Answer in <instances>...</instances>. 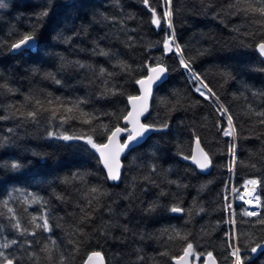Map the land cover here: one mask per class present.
Returning <instances> with one entry per match:
<instances>
[{"label":"trees","instance_id":"1","mask_svg":"<svg viewBox=\"0 0 264 264\" xmlns=\"http://www.w3.org/2000/svg\"><path fill=\"white\" fill-rule=\"evenodd\" d=\"M236 3L172 0V24L185 59L233 117L234 185L240 187L248 177L259 182L262 206L257 217L244 216L246 206L235 204V232L240 245L250 249L264 240V225L256 223L264 218V125L249 112V105L264 111V61L255 47L264 40V28L256 23L258 16L230 7ZM149 4L162 15L164 0ZM44 11L46 16L38 15ZM33 30L36 50L13 53L10 44ZM170 32L163 19L159 26L151 23L150 8L142 0H0V85H7L0 88V117H6L0 119V137L8 138L0 144V244L17 241L0 251L14 256L16 264H34L30 253L39 256V264H56L61 253L68 264H83L91 251L102 252L107 264H174L171 256L181 254L187 241L175 237L173 229L188 235L202 254L201 263L211 251L219 264H231L226 259L233 232L226 191L232 181L233 141L220 130L227 127V118L214 101L195 91L196 82L175 52L165 53L163 41ZM120 61L130 70L122 71ZM157 62L167 66L169 78L157 88L144 120L155 127L123 158L120 180L111 181L85 140L58 136H92L97 144L105 143L107 134L100 125L124 127L119 117L129 110L128 96L139 93L135 80L147 75L144 65ZM101 68L113 75L100 76ZM104 80L123 95H102ZM37 99L49 110L35 121L16 114V109L34 110ZM78 101H84L78 110L64 112ZM55 109L59 111L53 116ZM81 112L98 119L84 123L87 117ZM49 132L57 135L50 137ZM197 137L212 162L208 173L180 159L191 155ZM13 163L21 167L13 169ZM93 187L102 194L88 205ZM32 196L39 202L32 203ZM4 201L28 233L12 227L15 219ZM174 206L185 211L174 213ZM85 213L88 218L82 220ZM43 215L50 232L35 228ZM71 240L79 243L78 252ZM51 241L56 246L50 261L42 249L51 247ZM164 252L169 255H160ZM242 255L245 264H264V249Z\"/></svg>","mask_w":264,"mask_h":264},{"label":"snow or ice","instance_id":"2","mask_svg":"<svg viewBox=\"0 0 264 264\" xmlns=\"http://www.w3.org/2000/svg\"><path fill=\"white\" fill-rule=\"evenodd\" d=\"M143 4L146 7L150 8L151 11V23L159 26L161 24V20L163 19L166 23L169 29H172V17H173V11H172V0H164L165 9L161 14H158L155 8H152L149 4V0H142ZM230 7L235 8L238 12H243L244 15H253L258 16L259 19L256 20V23L261 25L262 28H264V0H237L236 4L230 5ZM39 16H46L47 11L41 12L38 14ZM36 35L35 30L30 33H24L20 35V38L17 39L15 42L10 44V49L13 51H21L25 49H29L34 47L36 42ZM163 47L164 51L167 52H175V54L179 58L180 66H182L184 69H186L190 74V78L193 82H199V86L195 88V91L199 93L202 97L205 99L211 101L217 102V111L220 113L222 117L227 118V128H221L220 130L223 131V134L225 136H236V128L233 123V117L228 112V109L225 108L222 104H219V97L216 96V93L213 92V90L204 82L203 78L200 76V74L195 73L191 67V60H186L184 57V50L179 45V43L175 40V33L172 31L163 41ZM258 48L259 52L264 55V40H261L256 46ZM101 55H109L108 52H104L103 50L100 51ZM76 65L80 68L88 67L85 64H81L79 62H75ZM119 67L122 71H129L130 66L126 63L120 61L118 62ZM144 67L147 70V75L144 76L141 79L135 80V84L139 85L141 95L139 96H128V103L131 105V110L126 111V114H123L119 117L124 123V127H121L119 124H117L114 128H109L108 125L101 124L100 127H102L106 134H107V142L103 144H97L92 136H75V135H66V134H59L58 138L64 140V141H71V140H85V142L91 146L92 149H94L96 152L100 154V158L104 163L105 168L107 169V179L111 180H118L120 178V155L124 153L126 150H131L135 145L140 143V141L144 138L145 134L149 131L153 130L155 127L154 125L141 123L140 117L144 115L145 112L148 111V104L147 101L151 95V88L152 85L161 80V78L166 74L168 69L157 62L155 66L151 64H146ZM100 76H107L111 77L113 73H109L106 69L101 68L99 70ZM51 75V74H49ZM56 83H60L59 80L55 81ZM105 89L102 95H123L122 92L119 91L118 88L115 86L108 87V80H104ZM0 88H7V85H0ZM11 91V89H8ZM57 102L61 105L63 102H59V99L57 98ZM49 105L53 103V101L49 100L47 101ZM80 103H84V101H78L76 102L72 108L64 107V112L72 113L73 110H78ZM48 108L44 107V103L40 100L34 101V110L32 111H20L19 109H16V114L20 115L21 117H24L26 119H30L35 121L37 116L43 112L48 111ZM59 111V109L52 110V115L55 116L56 112ZM249 112L251 114H254L257 117H261L259 120V123L264 125V111H255L252 109L251 105H249ZM81 116L87 117L83 122L84 123H91L92 120L98 119V117L91 116L88 113H80ZM105 115H110L108 113H105ZM111 115H115L114 113ZM6 117H0V119H5ZM61 119L64 122H67L68 117L62 116ZM162 127H167L166 124L162 125ZM12 129H9V132H11ZM125 135V139L123 140V143L120 142L121 135ZM56 133L49 132L48 136H56ZM8 138L7 137H0V144L7 143ZM229 152L233 155L232 163L229 166V170L232 171L235 167L236 160H235V145L233 144L232 147L229 148ZM198 154V155H197ZM185 159H192L193 162L200 168V169H207L211 165V160L208 157V154L204 152V150L200 147V140L197 137L196 138V150L191 155V157H184ZM13 169H19L21 167L20 164L13 163L10 165ZM74 178H81L78 177V174H73ZM259 183L257 180H249L246 181V184L256 185ZM232 191H236V189H232ZM90 194L92 195V199L88 200V205H91L93 200H96L98 198V195H101L100 190L98 188H90L89 189ZM251 193H249L250 195ZM240 199H244L243 196L239 197ZM25 200L27 202L28 198L25 197ZM255 200L257 203H259L260 198L257 196L255 197ZM32 203H38L39 198L32 196L31 197ZM247 204H252L253 201L251 199L245 201ZM3 206L8 209V212L11 214L12 218L15 219V223L12 225L13 228H15L17 231H20L22 234L28 233V229L24 228L21 224V221L15 217V212L12 208H8V202L4 201ZM228 209L231 210V205H227ZM172 212H183L185 209L174 206L170 209ZM82 212H84V209H81ZM200 211H203V209H200ZM88 213H85V215L82 217V220H86L88 218ZM232 215L235 216V213L232 212ZM244 216L248 217H257L259 214L257 211L254 210H247L245 209L243 212ZM35 217L32 218V223L35 224ZM40 219L43 221L42 224H35V228L42 229L43 231L50 232L51 226L48 222V218L46 215H43L40 217ZM233 225H235V220L230 221ZM256 223L264 225V218L258 219ZM78 232L82 233V230L77 229ZM173 232L175 233V237H179L182 240L187 241L186 246L182 249V253L179 255H173L171 256V260L175 262V264H195V262H199L201 258V253L196 252L194 244L188 240V235H181L178 231L173 229ZM31 235H35V232L33 231ZM170 236V239L175 238ZM16 240H11L6 243L0 244V249L8 248L10 245L16 244ZM28 244H31V241H27ZM71 244H73V251L78 252L79 251V243L75 240L70 241ZM56 246L55 241H51V247L48 244H45L42 251L48 253V259L52 260V248ZM228 248L230 249L228 253V257L226 259L230 260L231 264H245L246 256L242 255L243 252H246L250 250L251 253H256L258 249H264V240L254 242V246H251L249 249L248 245L241 246L239 243V237L233 231L230 236V240L228 243ZM33 260L34 264H39V256L36 253H30L29 254ZM162 256H167L169 253L164 252L161 253ZM204 255L203 264H217L216 258L213 255L211 251L207 252ZM143 257H139L140 261H143ZM0 264H16L15 257L9 258V256L5 255L3 251H0ZM56 264H68V258L61 253L59 255L58 260L56 261ZM83 264H106L105 257L102 252L100 251H91L87 254L86 259L83 261Z\"/></svg>","mask_w":264,"mask_h":264},{"label":"water","instance_id":"3","mask_svg":"<svg viewBox=\"0 0 264 264\" xmlns=\"http://www.w3.org/2000/svg\"><path fill=\"white\" fill-rule=\"evenodd\" d=\"M37 43H38V41H37V39H36V42H35L34 47L30 48L32 51H35V50H36V48H37ZM256 50H257L259 56H260V57L262 58V60L264 61V55H262V54L259 52L258 48H256ZM11 51H12L13 53H14V52H18V51H13V50H11ZM160 64H162L163 66L166 67V65H164L163 63H160ZM166 68H167V67H166ZM167 69H168V68H167ZM168 78H169V70H168V71L166 72V74L161 78V80L155 82V83L152 85V88H151V95H150V97H149V99H148V101H147V104H148V111L145 112L144 115L140 117V121H141V123H146L144 120L146 119V117L148 116V114H149L150 111H151L152 102H153L154 95H155V92H156L157 88H158L159 86H161V85H162V84H163ZM138 89H139V93H138L137 95H135V96H139V95H141L139 85H138ZM129 110H131V105H130V104H129ZM146 124H147V123H146ZM151 132H152V130L149 131L148 133H146L145 136H144V138L140 141V143H138V144L135 145L134 147H136V146H138L139 144L143 143V142L148 138V136L151 134ZM124 139H125V135L122 134L121 137H120V142L123 143V140H124ZM106 142H107V141H106ZM106 142H105V143H106ZM134 147H133V148H134ZM200 147L204 150V152H206V150L204 149V147H203V145H202L201 142H200ZM133 148H132V149H133ZM195 150H196V140L194 141L191 155L195 152ZM235 151L237 152V148H235ZM128 153H129V150H126L124 153H122V154L120 155V158H119V160H120V164H121V167H120V178H121V176H122L123 169H124L123 158H124ZM206 153H207V152H206ZM96 154H97V156L99 157V159H100V163H101L103 169L105 170V172H106V174H107V169L105 168L104 163H103V161H102L101 158H100V154H99L98 152H96ZM207 154H208V153H207ZM191 155L188 156V157H191ZM197 155H198V154H197ZM184 157H186V156H185V155H181V156H180V159H181L182 161H184V162L190 163L191 165L195 166V167L198 169V171L201 172V173H208V172H210V170H211V168H212V162H211V165H210L207 169H203V170H202V169H200V168H199V167L193 162L192 159H190V158H189V159H185ZM208 157H209V156H208ZM209 159H210V158H209ZM235 160H236V155H235ZM120 178H119L118 180H120ZM110 180H111V179H110ZM118 180H111V181H118ZM174 213H182V212H174ZM105 261H106V260H105ZM216 261H217V259H216ZM173 262H174V261H173ZM106 264H107V263H106ZM174 264H175V262H174ZM217 264H219L218 261H217Z\"/></svg>","mask_w":264,"mask_h":264},{"label":"rangeland","instance_id":"4","mask_svg":"<svg viewBox=\"0 0 264 264\" xmlns=\"http://www.w3.org/2000/svg\"><path fill=\"white\" fill-rule=\"evenodd\" d=\"M186 8V7H185ZM187 9V8H186ZM189 10H191V9H189ZM188 10V11H189ZM185 12L187 13V10H185ZM189 12H192V10L191 11H189ZM176 40V39H175ZM177 42V41H176ZM167 53H169V52H167ZM188 74L191 76V74L188 72ZM223 78H225V76H223ZM199 86V82H196V84H195V87H194V89L196 88V87H198ZM217 96V95H216ZM221 102V101H220ZM215 103L217 104V102L215 101ZM232 141H233V144H234V139H235V137H232V136H228ZM233 146V145H232ZM236 148H237V145H236ZM232 158H233V155H232ZM232 189H238V187H236V186H232L231 185V183L228 185V187H227V191H226V198H227V204L228 205H231V210H229V224H230V227L232 228V231H235L236 230V227L234 228V225L230 222L231 220H233L234 218H233V215H232V206H233V202H234V205L236 204V203H238V200L236 199V197H238V195H237V191H232ZM237 192V193H236ZM240 193H242V190H241V192H239L238 194L240 195ZM233 194H235V195H233ZM249 195V190H247V191H245L243 194H241V196H243L245 199H247V196ZM258 196V195H257ZM234 210V209H233ZM235 212V211H234ZM195 264H202L200 261L199 262H195Z\"/></svg>","mask_w":264,"mask_h":264},{"label":"bare ground","instance_id":"5","mask_svg":"<svg viewBox=\"0 0 264 264\" xmlns=\"http://www.w3.org/2000/svg\"><path fill=\"white\" fill-rule=\"evenodd\" d=\"M234 145H235V148H236V144H235V143H234ZM247 190H249V193H251V194L247 196V199H245V198H244V199H245L246 201L249 200V199H251V200L253 201V203L250 204V205L258 204L256 200H253L254 195H255V189L253 188V189H247ZM247 190H246V191H247ZM243 193H244V192H243ZM243 193H242V194H243Z\"/></svg>","mask_w":264,"mask_h":264}]
</instances>
